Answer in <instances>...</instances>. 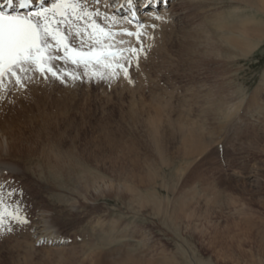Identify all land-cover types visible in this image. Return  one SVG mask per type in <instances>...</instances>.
<instances>
[{"label": "rangeland", "instance_id": "1", "mask_svg": "<svg viewBox=\"0 0 264 264\" xmlns=\"http://www.w3.org/2000/svg\"><path fill=\"white\" fill-rule=\"evenodd\" d=\"M213 1L217 12L232 14V22L233 5L239 3ZM239 7L242 17L264 22L251 6ZM174 18L153 22L150 29L122 31L125 44L118 43L113 21L102 24L114 36L106 42L145 51L138 52V66L136 57L125 52L132 57L127 79L120 72L100 80L91 77V68L89 78L82 66L58 62V70L78 78L61 82L35 74L24 86L14 79L0 86V104L6 107L20 98L24 104L39 101L31 120L8 126L22 137L16 142L20 151L27 155L25 148L34 141L39 152L50 138L74 146L69 163L49 185L40 172L12 174L1 182L8 210L28 224L5 216L0 264H127V254L139 258L134 264H262L264 39L242 58L208 56L201 48L181 57L170 44L172 32L181 34L202 18ZM165 29L170 38L162 40ZM153 35L159 38L157 48H152ZM191 128L204 139L197 147L189 143ZM20 159V164L30 161ZM31 162L39 163L35 157ZM40 209L46 211L43 224L57 231L55 243L33 235Z\"/></svg>", "mask_w": 264, "mask_h": 264}, {"label": "bare ground", "instance_id": "2", "mask_svg": "<svg viewBox=\"0 0 264 264\" xmlns=\"http://www.w3.org/2000/svg\"><path fill=\"white\" fill-rule=\"evenodd\" d=\"M217 1L219 2V1H223V0H217ZM226 1H228V2L232 1V2L239 3L238 5H233L234 18H231L232 22L229 20V18L232 17V14L226 15L223 12H220V11L217 12V9H215L216 5L213 3L214 2L213 0H156V2L151 7H147V8L143 6V0H134V8L132 10H130L129 6L127 5V0H89L88 8L90 11L98 10L99 16L96 17V19L101 25L105 21H113L114 22V27H113L114 31L118 36L120 35L119 37L117 36L118 37V39H117L118 43H120V41H123L124 42L123 44L127 43L128 41L124 38V36H122V33H123L122 31H125V30L126 31L146 30V28L149 26V24H151L153 22L156 23V21L158 22V20H160L163 23L162 20H164V22L166 24V21L167 22L173 21L174 17H179V16H183V15H189L190 14V15H194L195 17L199 16L202 18V20L199 21L200 24H198L196 26L194 25L193 27H191V29H188V30H185V29L182 31L180 30L181 34H179V33L175 34L176 32L175 33L172 32L174 34V36H171V38L169 37L170 33L167 34V30L165 29L166 32L163 34L162 40L166 39V38H170V41H171L170 44L172 45V47L175 48L174 50H176V53L181 55V57L182 56L183 57L184 56L190 57L191 55H193L195 53L197 48H201L200 52L206 53L208 56L210 55V53L216 52V53H225L229 57L241 55V58H242L243 55H246V54L248 55L249 53H252V51L257 47V45L264 39V22L259 21V20H255V19L248 20L249 18H247L246 16H244L241 13L243 15V17H242L239 14L240 11H238V9L240 8L239 5L242 3V4H245L246 6H251L256 12L264 15V0H226ZM41 2H43L45 7H49L50 4H52L54 2V0H33L32 8H35V10H36L37 8L40 7ZM3 3H4V0H0V4H3ZM212 3L215 5V7L213 6L214 8L212 7ZM5 8H7V6H5ZM13 9L14 8H12L10 10H13ZM213 9H215V11ZM35 10L31 9V11H35ZM157 16L161 17V19H156L155 17H157ZM174 19H176V18H174ZM106 24L109 25L108 23H106ZM137 24H138V26H137ZM111 25H113V24H111ZM168 25H169V23H168ZM177 26H179V25H177ZM106 29H107V27H106ZM163 29H164V27H163ZM158 30L159 29H157V31ZM151 31L152 30H150V32ZM159 31H161V30H159ZM146 34H147V32H146ZM155 35H157V33ZM158 35H160V34H158ZM154 37H156V36H154ZM158 39L159 38L156 37L154 42L152 41L154 43L152 48H154V47H156V45H158V41H159ZM147 40H149V39H147ZM152 42H151V44H153ZM147 43H148V41H147ZM143 44H145L144 41H143ZM117 45L119 47H122L119 44H117ZM132 45H133V43H132ZM169 47H171V46H169ZM158 48H160V47H158ZM83 50L87 51L88 48H84ZM157 50L158 49H156V51ZM56 63H58V62H55V65H56ZM59 64L60 63H58V65ZM62 64H64V62ZM70 66H71V64H70ZM74 67H76V66H74ZM63 68H65V67H63ZM68 68H70V67L68 66ZM60 70H61V68H60ZM79 73H81V72H79ZM88 77H89V75H88ZM7 79H9V78L5 77L4 81H6ZM13 79L14 78H12V80ZM123 79H121V80H123ZM114 80H117V78ZM37 81H38V79H37ZM122 82H124V81H122ZM95 84H96V82H95ZM9 85H11V84H9ZM25 85H26V83H25ZM54 85H55V83H54ZM67 85H69V84H67ZM67 85H66V87L68 88ZM115 86H116V84H115ZM51 87H52V85H51ZM13 88H15V87H13ZM34 90H36V89H34ZM2 91H3V89H2ZM11 92H13V91H11ZM16 92H18V91H16ZM32 92L34 93V91H31V93ZM70 92H71V90H70ZM6 95H7V93H6ZM66 95L70 97V94H66ZM27 96H28V93H27ZM153 96H155V95H153ZM17 97H19V96H16V98ZM66 99H68V98H66ZM19 100H14L13 102L11 101L12 105L10 104V106H11V107L9 106L10 108L4 106L3 104H0V105H3L0 107V184L3 180L4 181L6 180L7 176L8 177L10 175L12 176V174L21 175V174L30 173V172L32 174L34 172L35 173L40 172L38 176L40 178H42V180L44 179V182L49 185L51 183V179L54 178V176H57V174L60 173L62 167H64L65 165H67V163H69V160L71 159L70 150L74 146H71V144H70V146H68L66 143L65 144L64 143H58L59 139H57V141H54L53 139L50 140L51 139L50 138L47 140L45 145L40 146L39 152H37L35 150L36 148H34L35 144H36L34 141L32 142V144L29 145V147L25 148V152H27L26 153L27 155H25V153H23L22 150L20 151V149L16 146V144H17L16 142H18V141L21 142L22 137L19 138L18 134L13 133L11 131H8L7 129L10 127L9 125L13 124L15 121H20V120H24V119L25 120H27V119L31 120L33 117L35 109L36 108L39 109V106H37V105H39L38 104L39 101L36 102L34 100L33 102L30 101L31 103L26 102L24 104V103H22V100H21V102ZM29 100H30V97H29ZM31 100H32V98H31ZM74 100H75V98H74ZM67 103H68V101H67ZM70 103H71V101H70ZM222 107H223V105H222ZM163 109H165V108H163ZM35 113H36V111H35ZM54 120H55V117H54ZM63 123L65 126V120ZM11 127H12V125H11ZM65 127H67V126H65ZM64 130H65V128H64ZM59 132H58V134L61 133V132L60 133ZM187 133L189 134L188 138L190 140L189 143L191 145L197 147V146L202 144V140H204V139H203L202 135L196 129L191 128L188 130ZM47 138H49L48 135H47ZM33 150H34V153L32 152ZM23 156L25 157L26 160H30V161H28V162L25 161L26 163L22 162L20 164L16 159H18V158L20 159L21 157L23 158ZM34 157L37 160V162H39V163L32 164L31 160L34 159ZM21 178H19V179H21ZM142 202L146 203V200H143ZM180 204L183 205L184 200L181 201ZM45 212L46 211H43L42 209H40L37 212L38 214L36 216L38 217V219H37L38 221H36L35 224H33L32 232H34V234L32 232L31 233L34 235L35 239H38V241L43 239L42 241L45 240L46 242H49V243H55L57 240H60V238L56 237L57 231L53 232V230L50 229L52 227H47L48 225L46 226V224H45L46 222H44V224H43V217L46 216ZM41 226H43V227L40 228ZM43 233H45V234H43ZM202 249L203 248L200 246L198 251H202ZM193 252H194V250H193ZM96 256H98V255H96ZM120 256H121V254H120ZM138 260H139V258L134 257L131 254H127V256H125L123 262L126 261L125 263H127V264H134V262H137ZM101 261H103V259ZM261 263L264 264V261H261ZM198 264H216V263L210 262L208 260V261L199 262ZM223 264H226V263H223Z\"/></svg>", "mask_w": 264, "mask_h": 264}, {"label": "snow or ice", "instance_id": "3", "mask_svg": "<svg viewBox=\"0 0 264 264\" xmlns=\"http://www.w3.org/2000/svg\"><path fill=\"white\" fill-rule=\"evenodd\" d=\"M155 2L143 0V6L151 7ZM32 3L33 0H4L0 4V86L5 77L14 78L16 85L24 86L35 74L45 80L51 76L61 82L65 77L77 79L76 75L55 66V62L69 61L77 67L82 66L85 75H89L91 68V77L100 80L106 76L115 78L120 72L127 79L132 62L131 57H125L126 51L136 57L138 66V52L143 49H125L106 42L112 41L114 36L97 21L98 10H89V0H54L50 7L41 2L35 11H21L29 9ZM127 5L132 10L134 0H127ZM5 6L15 10L8 11ZM124 34L137 38L141 35L139 32ZM85 47L87 51L83 50ZM5 216L28 224L27 218L9 211L0 196V224Z\"/></svg>", "mask_w": 264, "mask_h": 264}]
</instances>
